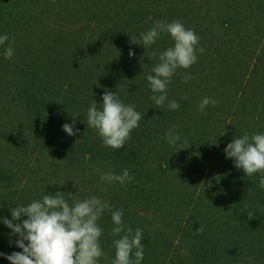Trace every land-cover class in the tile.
Here are the masks:
<instances>
[{
    "label": "trees",
    "instance_id": "1",
    "mask_svg": "<svg viewBox=\"0 0 264 264\" xmlns=\"http://www.w3.org/2000/svg\"><path fill=\"white\" fill-rule=\"evenodd\" d=\"M157 20L182 21L204 48L168 87L178 110L157 109L146 79L173 45L170 34L145 48L130 40ZM5 34L0 218L56 191L71 192L69 203L95 196L110 205L98 222L99 264L115 258L111 213L119 209L126 226L143 231L141 264H264L260 174L245 175L224 152L235 137L264 133V0H0ZM106 90L143 116L118 150L87 126L88 108L102 106ZM204 97L216 104L201 112ZM73 113L80 131L70 136L62 126ZM172 128L175 145L166 139ZM97 169H127L133 180L109 184ZM10 233L0 219V253L22 251ZM0 264L10 261L0 255Z\"/></svg>",
    "mask_w": 264,
    "mask_h": 264
},
{
    "label": "clouds",
    "instance_id": "2",
    "mask_svg": "<svg viewBox=\"0 0 264 264\" xmlns=\"http://www.w3.org/2000/svg\"><path fill=\"white\" fill-rule=\"evenodd\" d=\"M163 33L170 34L173 45L159 54V62L153 66L152 73L146 79L152 91L150 99L157 109L164 108L167 102L170 110H178L180 105L177 101H168V87L177 69H189L197 62V53H203L204 48L199 47L200 37L195 31L186 28L180 20H157L151 29L141 33L140 39L130 37V40L145 48L155 44ZM8 40L7 34L0 35V46ZM4 55L7 59L12 58L14 51L11 45L5 49ZM129 55L134 56V51L130 50ZM191 79V74L185 72L183 82L187 83ZM209 104L215 105L216 101L204 97L198 106L199 110L203 112ZM71 115L72 123L62 126L70 136L80 131L75 119L78 114ZM142 118L135 105L123 103L115 92L108 90L102 95V106L98 108L94 102L87 110V126L96 130L104 146L113 150L125 146ZM180 138L174 128L166 133L170 145H175ZM184 143L186 146L182 148L190 146L187 140ZM224 152L226 158H232L234 166L242 169L245 175L251 177L259 173V187L264 188V133L251 136L245 133L235 137ZM97 171L100 172V169ZM100 178L106 183L121 185L133 180L127 169L122 174L100 172ZM66 194L71 197V192L62 191L43 195L42 199L33 200L27 206L12 208L11 219L0 218L11 229L10 235L18 234L15 244L22 249L10 255H0L5 256L10 264H99L105 253L100 243L104 229L98 222L110 205L95 196L83 200L73 199L69 203L65 199ZM247 215L249 219L254 216L251 212ZM22 217L27 218L21 221ZM111 219L115 225L111 229L112 234L119 237L113 240L115 258L112 264H141L144 258L143 231L136 229L133 232L130 226L124 224L122 209L113 211ZM197 231L202 232L203 229L198 228Z\"/></svg>",
    "mask_w": 264,
    "mask_h": 264
}]
</instances>
